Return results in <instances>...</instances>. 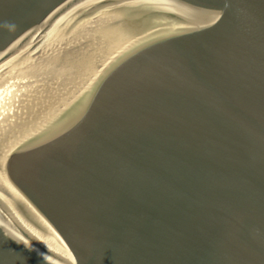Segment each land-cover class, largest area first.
I'll return each mask as SVG.
<instances>
[{
	"label": "water",
	"instance_id": "water-1",
	"mask_svg": "<svg viewBox=\"0 0 264 264\" xmlns=\"http://www.w3.org/2000/svg\"><path fill=\"white\" fill-rule=\"evenodd\" d=\"M0 264H264V0H0Z\"/></svg>",
	"mask_w": 264,
	"mask_h": 264
},
{
	"label": "clouds",
	"instance_id": "clouds-1",
	"mask_svg": "<svg viewBox=\"0 0 264 264\" xmlns=\"http://www.w3.org/2000/svg\"><path fill=\"white\" fill-rule=\"evenodd\" d=\"M18 25H16L14 22L5 21L3 23H0V29L7 30L9 34H11L12 31L16 30Z\"/></svg>",
	"mask_w": 264,
	"mask_h": 264
}]
</instances>
